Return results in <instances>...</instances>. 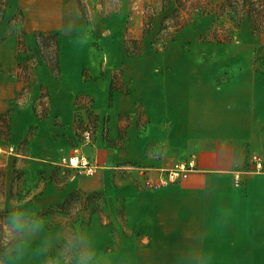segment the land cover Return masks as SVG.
I'll return each mask as SVG.
<instances>
[{"label":"crops","instance_id":"0c3cea01","mask_svg":"<svg viewBox=\"0 0 264 264\" xmlns=\"http://www.w3.org/2000/svg\"><path fill=\"white\" fill-rule=\"evenodd\" d=\"M1 1L0 116L9 107L13 111L9 141H0L13 148L19 132L34 124L33 157L40 161L44 148L50 155L67 145L61 137L53 139L52 120L70 125L80 107L71 97L53 99L48 79L60 66L58 74L43 63L33 67L32 78L41 68L46 85L45 96L40 98L38 83L33 97L37 81L23 78L17 67L32 51L18 54V42L32 49L35 32L56 30L28 26L25 11L39 0ZM214 22V14L199 17L156 50L141 40L138 56H128L123 41L122 75L111 81L108 103L94 96L91 101L94 118L107 122L105 138L97 132L91 144L97 172L72 177L62 188L51 179L54 186L29 199L39 210L55 204L57 195L63 200L75 191L99 192L87 222V230L95 228V237L89 236L94 240L87 242L96 264L104 256L111 264L115 256L128 254L138 264H264V66H257L254 56L264 34H252L244 21L240 28L245 25L250 36L226 49L217 38L202 41ZM204 44L214 46L200 48ZM90 85L82 92L89 94ZM38 104L45 115L39 116ZM185 160L195 165L185 180L157 188L144 184ZM47 192L54 193V201L41 205ZM125 232L145 242L139 245L143 255L129 252L137 243L120 239Z\"/></svg>","mask_w":264,"mask_h":264},{"label":"rangeland","instance_id":"374dc122","mask_svg":"<svg viewBox=\"0 0 264 264\" xmlns=\"http://www.w3.org/2000/svg\"><path fill=\"white\" fill-rule=\"evenodd\" d=\"M213 1L218 3L221 0ZM49 2L51 1L39 0L33 4V8L26 9V17L30 18L28 26L56 30L60 39L59 66L61 70L57 76L48 79V84L53 99L71 97L76 100L77 107L80 109H76L70 125L67 121L52 120L57 128L53 133V139L59 137L64 139L67 142L65 151H61V147L64 146L59 145L54 154L49 155L47 148H44L42 159L35 160L33 157L34 136L36 135L34 124L28 125L27 130L22 132L23 136L19 132V141L13 148L3 140L0 141V169L5 170L6 174L5 196L3 198L0 195V243L7 246L9 252V257L0 259V264H46V260L60 247L62 233L83 235L88 242L94 240L89 236L95 237V228L90 225L87 230L91 208L88 211H82L81 203L75 201L72 202L68 210H64L60 205L63 200L59 199L58 193H56V197L53 192H47L46 199L41 201V205L53 202V196L56 199L55 204L51 203L39 210L34 208L35 203L33 204L29 199L34 194L41 192L42 189L47 188L49 184L54 186L51 179L55 181L57 188H62L72 177L92 175L97 172L98 162L93 158L94 151H92L91 144L97 132L102 133L105 138L107 122L105 117L103 119L94 118L92 98L93 96L99 97L103 103H108L107 93L111 88V81L119 82L122 75L125 53L123 49L124 37L126 36L129 41L142 39L145 41L146 47L151 46L156 50L174 33L173 23L169 19L166 21L164 29H160L159 25L160 19L175 8L174 0H170V3L163 8H161L159 0H82L81 3L86 4L87 7L88 21L78 11L74 0H60L59 2L55 0L53 2L55 8L51 7L53 4ZM2 10L3 4L0 0V21L3 16ZM151 14H155V16L149 26L150 30L141 36L144 26L143 17L146 15L148 18ZM14 17L15 21L19 18L18 14H15ZM185 18L189 21L197 19L191 13ZM222 23L219 21L215 27L205 31L207 33L203 34L202 41L208 42L213 38L226 35L220 30ZM15 26L20 28L16 22ZM2 28L4 29V26ZM246 36H250L249 30L243 25L234 32L232 40L225 41L227 44L223 48H233L239 39ZM27 38L29 39L30 36ZM29 40L31 41V39ZM262 45L264 43L254 46L255 64L259 67L264 66V47H261ZM213 46L204 44L200 48L207 49ZM256 49L258 50L256 51ZM30 63L29 70H32L31 65L35 63L34 58ZM23 72L27 73L25 76L32 78L31 71L28 73L27 70H23ZM23 72L20 69L21 76L24 75ZM42 79H44V73L41 68H38L35 78H32L33 82L37 81L33 97L38 95L36 89ZM41 84L43 85H40V94H44L43 87L46 85L43 82ZM89 84H91L90 90L87 91L89 94L82 92L83 88ZM123 86V83L119 85L120 88ZM31 99L28 100V103L32 101ZM26 104L27 102L22 104L20 109H23ZM29 105L31 106V103ZM41 108H43L42 105L38 104L39 113ZM79 156L84 157L88 164L94 167L92 174L85 173L76 167H67L61 162L62 158L68 160ZM91 202L95 203L94 199H91ZM17 211L30 219H39L43 223L42 230L34 236L29 235V243L24 247H21L23 242L20 237L10 243H6L4 240L7 230L4 217L6 214L9 216ZM119 236L124 241L128 237L133 244L137 243L131 233L125 232ZM144 243V241L138 240L137 248L129 249V252L131 253L133 250L136 256L143 255L144 249L139 245ZM41 244L49 245L47 256L37 254V249ZM91 250L94 252L92 248ZM12 253L14 254L11 255ZM110 253L108 252V254ZM105 259L104 256L103 262L98 264H109ZM113 260L111 264H138L130 254L123 257L115 256Z\"/></svg>","mask_w":264,"mask_h":264},{"label":"trees","instance_id":"16d2710c","mask_svg":"<svg viewBox=\"0 0 264 264\" xmlns=\"http://www.w3.org/2000/svg\"><path fill=\"white\" fill-rule=\"evenodd\" d=\"M77 4V9L81 15L87 19V7L86 4H82V0H75ZM161 2V8L166 7L170 0H159ZM3 4V3H2ZM175 8L164 15L160 19V29H164L166 21L168 19L172 21L174 26V32L185 27L186 25L193 24L195 21H189L185 16L193 15L196 18L203 17L205 15L214 14L215 22L211 27H215L217 22H223L221 29L226 35L218 37L217 42H225L232 39L233 34L237 31L241 24L246 21L251 29V33L254 35L264 34V0H221L218 3H215L213 0H174ZM148 5V4H147ZM146 6V5H145ZM2 13H4V5ZM185 15V16H184ZM155 14H151L146 17H143V31L141 36L150 30V24ZM147 18V19H146ZM21 23V19L19 20ZM173 35L169 38L172 39ZM141 40L142 39H129L124 37V49L128 56H138L141 53ZM32 51L30 56H25L23 62L18 64V68L24 71L29 70L30 61L34 58V64L32 67L37 66L41 63L45 64L51 72L58 74L59 72V54H60V44L58 34L56 32L50 31H37L34 33V46L32 49L26 48L25 44L21 41L17 45V53L22 55L23 53ZM30 63V64H29ZM32 69V68H31ZM26 72H23V78L29 80L31 76H25ZM27 74V73H26ZM46 93L40 95V98L45 96ZM13 111V107L9 109L0 116V122H2L0 131V136L5 141H9V118ZM39 116L45 115L43 110L42 113H39ZM5 170L0 169V195H4V183H5ZM99 192H93L87 196L79 191L69 193L60 204L64 210H68L72 202H80L82 206V211H94L91 199L94 201H99L101 198ZM86 197V198H85ZM6 213V212H5ZM8 216L7 214L5 215ZM4 217V218H6ZM12 253L11 255H13ZM7 246H3L0 243V259H7L9 256Z\"/></svg>","mask_w":264,"mask_h":264},{"label":"clouds","instance_id":"9594fccd","mask_svg":"<svg viewBox=\"0 0 264 264\" xmlns=\"http://www.w3.org/2000/svg\"><path fill=\"white\" fill-rule=\"evenodd\" d=\"M7 230L4 240L6 243L15 241L17 237L23 242L21 247L29 243V235L34 236L43 228L39 219H30L19 211L5 218ZM60 247L46 260V264H95V253L91 250L83 235L76 233H62ZM49 245L41 244L37 254L47 256Z\"/></svg>","mask_w":264,"mask_h":264},{"label":"built area","instance_id":"2783aa9c","mask_svg":"<svg viewBox=\"0 0 264 264\" xmlns=\"http://www.w3.org/2000/svg\"><path fill=\"white\" fill-rule=\"evenodd\" d=\"M74 158L76 159V163L74 164L72 163V158H69L68 160L66 158H62L61 162H63L67 167H76L88 174H92L94 172V167L89 165L88 161L84 157L79 156ZM254 160L257 161V167H260L258 159L254 157ZM194 169L195 165L192 160L176 161L170 167L160 170L157 180L147 178L144 184L149 188H157L174 184L181 180H185L189 173ZM236 179H238V177H236Z\"/></svg>","mask_w":264,"mask_h":264},{"label":"bare ground","instance_id":"6f19581e","mask_svg":"<svg viewBox=\"0 0 264 264\" xmlns=\"http://www.w3.org/2000/svg\"><path fill=\"white\" fill-rule=\"evenodd\" d=\"M72 163H76V159L75 158H72Z\"/></svg>","mask_w":264,"mask_h":264}]
</instances>
